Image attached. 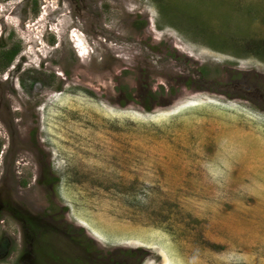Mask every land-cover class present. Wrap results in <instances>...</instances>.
I'll return each instance as SVG.
<instances>
[{
  "label": "rangeland",
  "instance_id": "1",
  "mask_svg": "<svg viewBox=\"0 0 264 264\" xmlns=\"http://www.w3.org/2000/svg\"><path fill=\"white\" fill-rule=\"evenodd\" d=\"M260 40L264 0H0V264H264Z\"/></svg>",
  "mask_w": 264,
  "mask_h": 264
},
{
  "label": "trees",
  "instance_id": "2",
  "mask_svg": "<svg viewBox=\"0 0 264 264\" xmlns=\"http://www.w3.org/2000/svg\"><path fill=\"white\" fill-rule=\"evenodd\" d=\"M18 49L17 48L16 50H14L12 53L10 52H4L3 53V56L4 58H7V56H10L9 60L12 61L14 58V56L16 54H18ZM245 52H246V55H251V56H255V57H258L259 59L261 60H264V40H260V41H255V42H251V43H247V45L245 46ZM2 56V55H1ZM2 56V57H3ZM148 108V107H147ZM149 109V108H148ZM82 241H78V243H80V245L83 247V248H86L85 251H86V254L87 256H93V258H88L86 259L87 263L90 262V259H96L94 260V264H98L99 263V260L97 257H94V251H96L94 248V246H92L91 244H89V241H87L86 237H82L81 238ZM140 251H121V254L124 258H111L109 260L110 263H113V264H139L142 260L141 258V255H139ZM44 260L40 259L38 260V264L40 263H44L43 262ZM108 261H103L101 262V264H107ZM109 263V264H110Z\"/></svg>",
  "mask_w": 264,
  "mask_h": 264
}]
</instances>
